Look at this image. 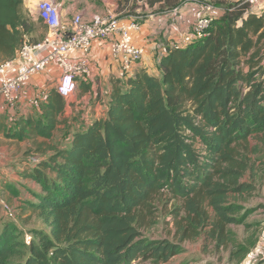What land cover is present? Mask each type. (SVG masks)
Segmentation results:
<instances>
[{"label": "trees", "instance_id": "trees-1", "mask_svg": "<svg viewBox=\"0 0 264 264\" xmlns=\"http://www.w3.org/2000/svg\"><path fill=\"white\" fill-rule=\"evenodd\" d=\"M23 2L0 0V63L41 22ZM213 4L224 10L205 35L167 47L156 74L141 69L114 80L106 116L73 129L62 145L49 142L66 123L67 97L57 89L5 133L48 151L21 174L40 187L21 209L48 231L33 229L27 243L17 226L2 224L0 264H161L204 230L220 247L227 227L244 223L243 202L256 189L250 140L264 132V9L248 0ZM79 87L88 90L84 81ZM6 192L18 194L1 181ZM162 198L173 202L172 227L155 237L148 231Z\"/></svg>", "mask_w": 264, "mask_h": 264}, {"label": "rangeland", "instance_id": "rangeland-1", "mask_svg": "<svg viewBox=\"0 0 264 264\" xmlns=\"http://www.w3.org/2000/svg\"><path fill=\"white\" fill-rule=\"evenodd\" d=\"M37 0H24L23 8L30 16H37L34 11V5ZM62 2L61 9L67 10L69 5L75 3L76 12H83L84 6L91 5L89 11L91 13H105L111 9L118 16L133 14L142 18L149 15H168V9L155 5L153 8L148 7L144 0H131L125 5L121 0H53ZM74 2V3H73ZM182 3L193 2V0H181ZM201 3L213 4L214 0H199ZM70 3V4H69ZM214 5V4H213ZM59 6V5H58ZM87 11V10H85ZM72 19L73 15L70 16ZM39 30H35L32 35L38 36ZM73 96L68 101L73 100ZM93 101V99H92ZM20 102L17 103L18 108ZM85 109L73 110L68 109L64 112L66 123L54 132L53 139L49 140L56 145H62L73 129L80 126L79 121L85 122V117L91 119L94 117L92 103L86 105ZM14 109L13 111H15ZM101 113L100 108L97 111ZM76 115V117L74 116ZM71 116V117H70ZM84 116L81 120L80 117ZM68 117L72 122L76 120L78 123L73 125L67 123ZM69 122V121H68ZM251 145L255 146L257 151L252 154L254 167L252 170L254 183L256 185L252 196L243 202V206L248 213L244 218V223L240 225H229L228 242L225 245L216 247L214 242L206 237L205 230L195 239L185 241L181 244L182 251L167 262L161 264H256L261 256L264 255V132L260 133L250 140ZM48 154L45 149L36 152L31 141L22 142H3L0 148V184L1 181L10 182L17 190V196L11 193H0V227L5 222H11L22 232V238L32 236L33 229H43L48 231V226L36 215L30 214L29 211H23L21 206L27 200H33V192L39 191L40 187L34 181L22 177V172L27 170L31 165L35 164L36 159L43 158ZM34 158V160H33ZM12 168H11V167ZM14 167V168H13ZM4 168H8L4 170ZM16 168V169H15ZM249 177L246 176V179ZM3 203L10 205L15 215L12 218L7 216L3 208ZM172 201L162 198L157 203V212L155 215V223L148 231L155 237H164L171 230L172 222L169 214L172 208ZM243 211L237 212L240 216ZM208 228H206V231Z\"/></svg>", "mask_w": 264, "mask_h": 264}, {"label": "built area", "instance_id": "built-area-1", "mask_svg": "<svg viewBox=\"0 0 264 264\" xmlns=\"http://www.w3.org/2000/svg\"><path fill=\"white\" fill-rule=\"evenodd\" d=\"M257 1L248 0L250 8ZM256 9L260 10L258 7ZM223 10L217 5L201 3L195 11L193 35H205L214 12ZM34 11L45 24L46 34L36 43L24 42L13 58L0 63V100L11 111L17 109L23 84L30 76L44 71L52 63L56 64L59 71L57 91L65 97L71 96L76 89L77 78L89 74L86 54L95 40H109L110 57L119 64L125 75L132 74L142 58L144 48L133 41V32L140 27L134 19H122V16L108 9L102 14H92L87 20L76 15L70 23H64L60 7L53 0H37ZM73 53H79V56L72 58ZM18 59L23 62L18 63L14 72H8ZM3 208L9 218L14 217L15 211L10 205L3 203ZM29 239L30 236L25 237L27 243Z\"/></svg>", "mask_w": 264, "mask_h": 264}, {"label": "crops", "instance_id": "crops-1", "mask_svg": "<svg viewBox=\"0 0 264 264\" xmlns=\"http://www.w3.org/2000/svg\"><path fill=\"white\" fill-rule=\"evenodd\" d=\"M56 3L61 7L62 2L57 1ZM200 4L201 2H199V0H193V2L189 3H180L179 5L168 9V15H149L148 17L142 18L141 16L136 17L133 14H128L121 17L122 19H134L140 25L139 29L133 32V41L144 48V53L140 62L135 65L133 72L143 69L152 74H156L158 71L156 65L157 60L165 52L167 47L181 46L196 38L192 33V28L195 11ZM263 4L264 0H258L256 4L251 6V9H256V7L260 10L264 9V7H262ZM90 6L91 5L82 7L83 12L78 13L75 10V3L67 7L68 11L60 8L62 22L70 23L72 21L70 16L72 15L73 17L80 15L83 19L87 20L92 14H102L100 12L91 13L89 11L91 8ZM255 9L254 11H259L258 9ZM212 13L210 12V14ZM222 13L223 11L214 12V17H218ZM36 17L37 16H33L32 19L36 20ZM36 30H39L40 34L35 37L31 34L26 39L28 42L36 43L40 41L46 34L47 28L41 21L36 23ZM78 56L79 53L72 54V58ZM86 58L89 67V74L84 77H78L76 89L71 96L67 97L65 107V110H67V108H72L73 110L85 108L91 109V107H86V105L92 103L94 117L91 119L85 117V122L83 123L79 121L80 126L76 128L78 130L90 124L94 119L106 116L108 91L111 88V84L116 79L124 78L119 64L110 57L108 39L93 41L89 52L86 54ZM21 62H23L22 59L15 61L11 66V70H8V72H14L18 63ZM58 77L59 71L54 63L44 71L30 76V78L23 84L20 105L15 111H11L6 104L0 100V148H2V141L8 143L22 142L7 138L5 133L9 131L10 127L12 128L20 116L34 115L38 112L40 102L45 99L52 89H56ZM81 81H84V84L87 85V91H82L80 89L79 84ZM72 96L74 99L68 101V98ZM98 108H100L101 112L99 115L97 113ZM63 114L62 118L65 120ZM74 116L76 117L75 114ZM70 117L67 118L69 121H67V123H72L73 125L78 123L76 120L72 122ZM83 117L84 116L80 117V120ZM63 125L64 124H60L57 130ZM7 169L8 168H4V170L8 171Z\"/></svg>", "mask_w": 264, "mask_h": 264}]
</instances>
